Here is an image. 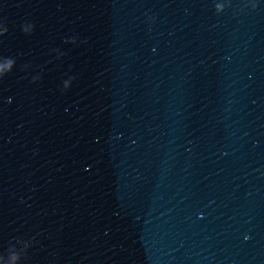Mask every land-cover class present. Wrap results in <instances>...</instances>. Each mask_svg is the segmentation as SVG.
Listing matches in <instances>:
<instances>
[{
	"label": "water",
	"instance_id": "95a60500",
	"mask_svg": "<svg viewBox=\"0 0 264 264\" xmlns=\"http://www.w3.org/2000/svg\"><path fill=\"white\" fill-rule=\"evenodd\" d=\"M0 264H264V0H0Z\"/></svg>",
	"mask_w": 264,
	"mask_h": 264
}]
</instances>
